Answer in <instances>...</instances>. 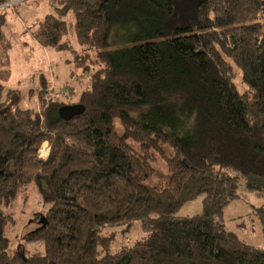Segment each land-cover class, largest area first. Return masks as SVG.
Returning a JSON list of instances; mask_svg holds the SVG:
<instances>
[{
	"label": "trees",
	"instance_id": "obj_1",
	"mask_svg": "<svg viewBox=\"0 0 264 264\" xmlns=\"http://www.w3.org/2000/svg\"><path fill=\"white\" fill-rule=\"evenodd\" d=\"M19 1L0 0V264H264L224 221L243 181L264 194V0H46L32 36L73 52L86 86L58 93L42 79L33 109L2 85L6 5ZM77 104L85 112L62 120ZM33 184L49 207L23 236L35 250H13L3 208ZM200 197L199 214L177 215Z\"/></svg>",
	"mask_w": 264,
	"mask_h": 264
},
{
	"label": "rangeland",
	"instance_id": "obj_2",
	"mask_svg": "<svg viewBox=\"0 0 264 264\" xmlns=\"http://www.w3.org/2000/svg\"><path fill=\"white\" fill-rule=\"evenodd\" d=\"M52 12V7L46 0H22L15 7L12 4L6 5V34L12 44V76L2 85L11 103L20 100L19 107L23 109H33L38 106V94L45 88V83L50 90L54 87L55 92L74 89L77 95L86 86L85 76L74 68L73 52H57L43 48L32 36L30 28ZM234 72L236 75L234 83L238 90L244 93L247 88L242 81V73L237 67H234ZM48 147L49 145L45 144L43 146L45 149L42 148L41 155L44 158L49 155L45 151ZM229 175H238V173L229 172ZM48 207L42 203L39 187L33 184L20 194L10 207L3 208L11 217L7 227V237L11 240L13 250H35V246L26 243L23 236L37 228V224L32 222L34 214L45 211ZM259 209L264 210V194L260 191L247 190L243 181L238 198L224 210V221L227 229L234 232L241 240L263 250L264 224L259 216ZM201 211L202 197L187 203L177 215L191 217ZM109 231L118 230L107 229L106 233ZM140 237L138 228L135 227L128 236L118 237L114 249L121 243H132Z\"/></svg>",
	"mask_w": 264,
	"mask_h": 264
},
{
	"label": "water",
	"instance_id": "obj_3",
	"mask_svg": "<svg viewBox=\"0 0 264 264\" xmlns=\"http://www.w3.org/2000/svg\"><path fill=\"white\" fill-rule=\"evenodd\" d=\"M18 1L14 2L17 3ZM3 7V6H2ZM85 112V107L83 105H65L59 109V115L62 120L70 121L72 118L76 116H80ZM40 224L46 225V221L44 218H41L39 221Z\"/></svg>",
	"mask_w": 264,
	"mask_h": 264
},
{
	"label": "built area",
	"instance_id": "obj_4",
	"mask_svg": "<svg viewBox=\"0 0 264 264\" xmlns=\"http://www.w3.org/2000/svg\"><path fill=\"white\" fill-rule=\"evenodd\" d=\"M45 143H46L47 145H49V147L47 148V150H45L46 153L48 154V153H49V150H50V144H48L49 142H47V141H45L44 144H45ZM44 144H43V146H44ZM43 146H42V147H43ZM43 149H45V148H43ZM41 153H42V148H41V150L39 151V157H40L42 160H46L47 157L44 158V157L41 155Z\"/></svg>",
	"mask_w": 264,
	"mask_h": 264
}]
</instances>
